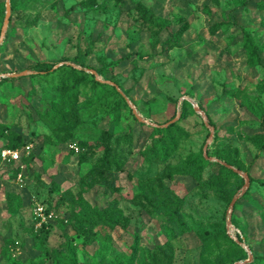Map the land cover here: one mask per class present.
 Here are the masks:
<instances>
[{
    "label": "rangeland",
    "instance_id": "374dc122",
    "mask_svg": "<svg viewBox=\"0 0 264 264\" xmlns=\"http://www.w3.org/2000/svg\"><path fill=\"white\" fill-rule=\"evenodd\" d=\"M7 1L0 0V264H114L132 255L135 245L139 264L143 253L167 243L169 228L177 234L172 264H201L202 235L224 228L249 246L252 261L264 256V151L256 158L264 136L258 115L264 108V68L249 63L245 43L248 32L263 47L264 60V7L258 0H90L74 10L83 0H14L18 9L3 36ZM170 31L179 37L165 51ZM117 60L98 77L115 79L143 117L164 124L180 114L184 135L173 164L205 154L209 141L211 162L231 160L254 179L235 211L230 214L229 199L246 180L239 173L223 192L211 188L214 166L200 181L186 174L162 178L165 191L183 201L186 231L151 205L141 183L165 167L145 156L153 125L136 122L112 91L100 96L89 71ZM39 61L66 66L55 84L68 72L77 83L79 126L67 142L42 118L41 109L53 102L68 111L59 98H45L40 86L50 91L53 82H35L31 72L1 84L7 74L30 71ZM189 99L214 122L213 137L194 106H185ZM18 142L21 157L3 161L2 151ZM105 154L118 161L110 172L115 190L84 186L83 177ZM66 193H81L100 209L121 208L124 216L115 227L98 225L83 235L74 229ZM247 253L241 261L249 259Z\"/></svg>",
    "mask_w": 264,
    "mask_h": 264
},
{
    "label": "trees",
    "instance_id": "16d2710c",
    "mask_svg": "<svg viewBox=\"0 0 264 264\" xmlns=\"http://www.w3.org/2000/svg\"><path fill=\"white\" fill-rule=\"evenodd\" d=\"M260 4L264 7V0H258ZM90 4L89 1H81L72 7V10L78 8L79 6H85ZM139 8L143 9L144 12H147L142 5H138ZM11 9L12 13L18 9V6L14 4V0H11ZM171 37L163 43L165 51L168 45H171L172 42L178 40L179 32H171ZM245 43L247 48L248 60L253 66H260L264 68V60L260 53L263 51V47L256 44L248 32L245 33ZM68 60V59H65ZM119 60L112 61L107 64L103 69H95L98 74H102L107 69L115 68L119 64ZM56 64L49 61H39L33 65H30L28 69L32 71L29 75L30 78L35 79V82L43 83L45 81L53 82L52 90L46 91L40 86L45 98L48 101H54L59 98L61 105L67 104L68 111L62 110L60 107H53L54 102L43 109L42 118L47 123V125L52 129L53 134H55L59 141L67 142L73 138L75 131L79 126V115L75 106L73 99L77 95L76 86L77 83H72L71 77L73 74L68 72L67 78H59L57 84L54 83L56 77L59 76V72L67 71L66 66H59L55 68ZM77 75H86L83 71H76ZM93 77V85L99 90V95L102 96L105 93L112 91L115 93L124 103V105L130 110L133 119L136 122H139L141 125H146L144 122L138 120V118L133 113V109L130 108L129 103L126 100V97L117 89L116 86L108 83L107 81L98 80L96 75L91 74ZM19 80L18 77H6L1 80L2 85H6L11 82ZM112 82L116 83L121 89L122 86L115 80L112 79ZM71 85V87H68ZM38 85H33L34 91L37 90ZM127 95V93L125 92ZM186 94V93H185ZM128 96V95H127ZM67 102V103H65ZM192 102L186 101L185 106H190ZM193 105V104H192ZM203 110L204 107L199 105ZM261 124L264 126V108L260 113H258ZM176 114L172 117L175 118ZM171 119V120H172ZM211 125H215L214 122L210 120ZM153 140L148 144L145 149V156L148 161L152 164H165V167L162 169L161 175H157L153 178L146 179L142 181V192L147 198L151 200V205L155 208L156 211L164 213L168 218L169 222L175 223L181 228V231H186V226L182 222L181 218V205L183 201L178 197H171L164 189L163 177H170L173 174H186L191 175L197 180H202L205 169L214 166L218 173L213 175V180L210 183L211 188H217L220 191H224L226 187V182L230 181L232 178H240L239 173L233 168L227 166H237L234 162L228 159H224L223 162H211L210 159L205 157L203 150L200 154L195 155L190 158L180 160V163L173 164L171 158L173 154L176 153L180 139L183 137L184 132L180 126V120L169 125L168 127L162 128L153 126ZM23 143L18 142L14 145V149L21 148ZM259 151L256 154V158H259L264 151V136L260 139L258 143ZM209 155V153H208ZM210 156V155H209ZM211 157V156H210ZM178 158V157H176ZM175 158V160H176ZM212 158V157H211ZM117 159H110L108 155H104L99 158L97 164L91 168L83 177L82 184L84 186H91L94 184H103L109 186L111 189L115 190V183L110 179L112 165L117 164ZM242 168V167H239ZM251 184L254 182V179L251 178ZM250 184V186H251ZM243 186V183L241 184ZM250 189V188H249ZM248 189V190H249ZM235 194V193H234ZM230 197V201L232 197ZM69 198L71 206L73 207V218L76 220L74 229L78 232H81L83 235H86V229L94 228L98 225H104L108 227H115L120 224L121 219L123 218V211L121 208H105L100 209L96 206H93L89 203L81 193L78 195H73L72 193H66ZM247 195L244 194L242 197ZM236 210V205L234 211ZM168 241L162 246H158L154 252H146L142 254L139 264H172L174 259V245L173 241L176 239L177 234L174 229H168ZM49 234L46 232L45 236ZM203 240V256L201 259V264H233L236 260L247 259V251L241 245L242 240L239 242L232 239L227 229L206 233L202 235ZM217 253H216V252ZM215 252V253H213ZM138 249L136 245L134 246V252L127 258H118L114 259V264H135L137 261ZM240 253V254H239ZM240 255L238 258H233L234 255ZM252 264H264V256L255 255L254 261H251ZM251 264V263H245Z\"/></svg>",
    "mask_w": 264,
    "mask_h": 264
},
{
    "label": "water",
    "instance_id": "95a60500",
    "mask_svg": "<svg viewBox=\"0 0 264 264\" xmlns=\"http://www.w3.org/2000/svg\"><path fill=\"white\" fill-rule=\"evenodd\" d=\"M11 12H12V9H11V0H8L7 1V4H6V17H5V24H4V28H3V36L5 35V32H6V29L8 27V24H9V21H10V16H11ZM1 43V42H0ZM61 64H58L55 66V68L59 67ZM90 72H92L94 75H96L97 79L98 80H101V81H104L102 79H100L98 77V72L95 70V69H89ZM32 71H22V72H19V73H9L7 74V76H12V77H19V76H27L29 73H31ZM109 83H111L112 85L116 86L117 89L126 97V100L127 102L129 103V105L131 106V108L133 109V113L135 114V116L138 118L139 121L141 122H144V123H148V124H151L153 126H157V127H162V128H165V127H168L169 125L175 123L179 117H180V114H178L175 118H173L172 120L168 121L167 123H164V124H158V123H154V122H150L148 119H146L145 117H143L136 105L131 101V99L125 94V92L114 82H111V81H108ZM195 110L200 113L203 118H204V121H205V124L211 129V137H213L214 135V131H215V127L213 125H211L210 121H209V116L207 115V113L199 106V104H197L196 102H194L192 99H189ZM208 147H209V141L206 143L205 147H204V153H205V157L208 158V159H213L211 158L209 155H208ZM224 164H226L225 162H223ZM227 166L233 168L234 170H236L238 173H240L246 180L245 184H244V187L242 189V192L238 195H236L232 201H231V204H230V214L233 212L234 210V207H235V204H236V201L239 199V197L244 194L247 189L250 187V184H251V179H250V176L247 174V173H244L242 172L241 170H238L236 169L235 167L229 165V164H226ZM231 225V220H229L228 222V227H230ZM236 241H239L236 239ZM243 246L246 248V250L249 252V259L248 260H245V261H238V262H235L234 264H245V263H248V262H251L253 260V253L251 251V249L249 248L248 245L246 244H243Z\"/></svg>",
    "mask_w": 264,
    "mask_h": 264
},
{
    "label": "built area",
    "instance_id": "2783aa9c",
    "mask_svg": "<svg viewBox=\"0 0 264 264\" xmlns=\"http://www.w3.org/2000/svg\"><path fill=\"white\" fill-rule=\"evenodd\" d=\"M30 145L26 146V149H30ZM25 149V150H26ZM21 157V151L19 149H5L2 151L3 161L17 160Z\"/></svg>",
    "mask_w": 264,
    "mask_h": 264
}]
</instances>
